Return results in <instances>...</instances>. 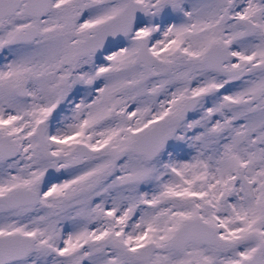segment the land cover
Listing matches in <instances>:
<instances>
[{
  "label": "snow or ice",
  "instance_id": "snow-or-ice-1",
  "mask_svg": "<svg viewBox=\"0 0 264 264\" xmlns=\"http://www.w3.org/2000/svg\"><path fill=\"white\" fill-rule=\"evenodd\" d=\"M0 264H264V0H0Z\"/></svg>",
  "mask_w": 264,
  "mask_h": 264
}]
</instances>
